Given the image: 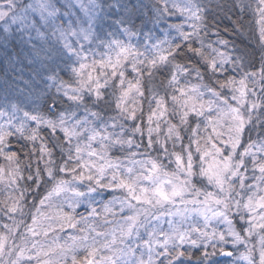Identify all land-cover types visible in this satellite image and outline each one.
<instances>
[{
    "label": "snow or ice",
    "instance_id": "obj_1",
    "mask_svg": "<svg viewBox=\"0 0 264 264\" xmlns=\"http://www.w3.org/2000/svg\"><path fill=\"white\" fill-rule=\"evenodd\" d=\"M73 8H78L82 15L70 10ZM156 12L154 23L165 14L171 16L177 12L193 22L191 32L183 31V24L173 27L179 31L182 41L187 42V51L200 58L198 63L203 64V70L193 63L192 57L182 52L180 43H145L141 51L130 42L116 38L118 34L129 37L138 34L135 21L139 17L134 18L130 6L121 0H66L59 7L57 0H0V37L5 46L11 39L35 48L33 41L40 38L48 44L47 49L40 46L45 56L54 64L57 60L65 61V67L74 77L71 83L60 78L56 71L58 64L50 70L46 79L54 82L52 86L56 92L46 93L48 115L15 104L0 107V118L4 120L0 123V154L9 163L7 170L0 167V180L7 174L10 183H15L17 178L26 179L32 181L37 190L49 185L39 196V206L51 207L54 200H61L73 213L85 201L90 206L98 189L122 190L123 196L118 198L120 211L127 208L132 214L123 216L110 233L98 231L84 216L77 221L72 214L62 210L58 213L61 228L65 224L74 229L78 224L87 225L80 228V232L86 234L71 237L73 247L79 240L87 253L79 262L73 256L72 264H155L154 256L164 258L159 264H176L181 257L191 260V248L203 249L196 264H209L218 246L222 254L233 255L224 251L223 245L229 242L233 246H244L245 251L239 254V259L246 264H264V141L257 143L249 139L243 151L237 150L246 127L249 131L257 126L264 129V52L258 73L243 70V55L231 60L218 53L219 61L215 56L206 55L200 39V32L206 33L208 29L206 9L196 0L183 4L172 0L171 7L166 0L163 8H157ZM254 12L258 15L256 24L264 49V0H256ZM108 22L114 29L106 34L110 39L101 35L100 28L102 23ZM141 26H146L143 20ZM144 36L150 41L151 30ZM94 43L107 49L99 59L90 47ZM195 43L200 47H194ZM219 43L227 45L228 42L219 40ZM212 51L218 52L215 48ZM89 53H93L91 58ZM229 62L241 69L239 80L236 77L215 80L214 77L224 70V64ZM129 65L137 75L135 83L126 80L125 71ZM161 70L167 73L166 88L171 92L160 95L149 89L145 117V92L140 87V78L144 75L152 78ZM206 75L208 83L204 82ZM193 76L197 83H191ZM108 88L112 91L106 98L104 90ZM224 89H229L230 94ZM169 95L171 107L166 101ZM59 98L71 101L76 110L82 108L85 115L79 116L76 110L57 112ZM113 102L116 114L106 117V110ZM170 116H178L179 123H172ZM190 118L196 121L195 128L191 127ZM33 123L35 127H31ZM201 123L205 124L206 136L198 135ZM41 126L47 127L54 137L57 131L63 134V141L54 145L60 147L65 156L62 163H56L53 149L40 137ZM182 129L191 133L187 144L181 135ZM17 134L20 139L32 143V149L25 153L29 157L36 155L35 143L41 140L35 172L29 171L26 177L21 174L17 153H8L4 147L9 138ZM141 146L145 153L149 149L158 151L174 163L175 168L166 170L160 157L135 160L142 154L138 151ZM112 149L126 152L132 166H126L120 157L109 156ZM41 161L43 169L39 167ZM26 167L31 169L32 164ZM249 171L251 177L246 176ZM247 179L253 183H246ZM23 201L21 192L17 199L11 204L5 203L0 210L5 215L19 213L23 216ZM177 202L183 207H176ZM40 207H36V213L43 215ZM57 207L62 209V204ZM104 211L111 213L112 208L105 204ZM88 215L95 217L99 213L91 208ZM162 216H179L181 220L178 223L168 221L170 230L167 232L156 227L149 231L152 221L158 222ZM234 219L241 223L239 231ZM185 222L187 228L183 227ZM219 223L226 225V231L217 230ZM21 224L33 237L47 236V230H37L36 214L31 215L30 225L21 221L16 227ZM4 228L9 233L13 231L7 224ZM253 237H258V242L249 247ZM7 239L0 234V255L5 252ZM32 247L36 249L37 244ZM209 248L213 251L209 252ZM101 249L109 254L97 261ZM18 251L22 256L24 249ZM257 252L258 259L254 255ZM39 256L37 251V264ZM17 261L9 264H17Z\"/></svg>",
    "mask_w": 264,
    "mask_h": 264
},
{
    "label": "trees",
    "instance_id": "obj_2",
    "mask_svg": "<svg viewBox=\"0 0 264 264\" xmlns=\"http://www.w3.org/2000/svg\"><path fill=\"white\" fill-rule=\"evenodd\" d=\"M62 1L63 0H57L58 7L63 5ZM109 2H111V0H109ZM121 2L130 6V11L132 12L134 18L139 17V19H136L135 21L137 25L136 31L138 34L132 37H129L126 34H118L116 38L123 40L126 43L130 42L134 46L139 47L141 51L144 50L143 46L145 43L154 44L159 43L160 41L180 43L182 45V52H184L188 57H192L193 63L197 64V66L201 67L203 70V64L198 63L200 58L193 56L192 53L187 51V47L185 46L187 42L182 41L179 31L173 27L174 25L183 24V31L191 32V25L193 23L191 20H188L185 16H182L179 12H177L175 15L171 16L165 14L160 17L158 23H154L153 21L157 15L156 9L163 8L166 0H121ZM167 2L169 7H171L172 0H167ZM176 2L183 4L187 2V0H176ZM196 2L200 3L206 9L205 17L208 22V29L206 30V33L205 31L200 32V39L203 41L205 54L215 56L218 61L220 60V55L218 53H222L224 57L230 58L231 60L236 59L237 56L243 55V70L249 72L257 71L258 73L261 63V54L264 52V49H262L260 45L259 30L258 25L256 24L258 15L254 12L256 0H196ZM249 5H251V7H249ZM131 6H134V8ZM241 6H243V10H241ZM62 11L67 10L62 9ZM141 20L145 22L146 26H141ZM109 23L110 22L102 23L100 28L102 29L101 35L110 39L111 37H107L106 34L113 32L114 29L109 26ZM149 30H151L152 39L150 41H146L144 33ZM32 35L35 37V33ZM52 39L54 40V38ZM219 40H226L228 43L227 45H223L219 43ZM33 44L36 45L35 48H32L31 45L21 44L16 40L10 39L5 46V42L2 37H0V107L15 104L25 110L38 111L41 114L48 115L47 105L45 103L46 93L55 94L56 92V88L52 86L54 82L46 79V77L50 74V70L58 64L59 67H56V71L58 72L60 78L71 83L74 77L70 69L65 67V61L57 60L56 64H54L52 60L46 57L45 53L40 50L41 45H43L45 49L48 48V44H46L44 40L36 38L33 41ZM209 45L212 47H208ZM167 46V44L163 45L165 48ZM193 46L200 47V44L195 43ZM90 47L93 49L96 59H99L102 54L107 52L106 48L97 47L96 43ZM212 48L217 49L218 52H213ZM89 55L91 58L93 53H89ZM179 59L180 58H178V60ZM240 73L241 69L229 62L224 64V70L218 73L214 79L224 81L228 77H236V79L239 80ZM166 75V71L161 70L155 72L152 78H149L147 75L140 78V87L145 92V102L143 103L145 117L148 108L146 98L149 96V89L158 91L160 95H165L166 91L169 93L171 92V89L166 88ZM208 75H210V73ZM125 77L126 80L132 81L133 83H135V80L137 79V75L132 71L130 65L126 68ZM257 81H259V74L257 75ZM204 82H209L207 75L205 76ZM191 83H197L195 76L191 78ZM215 86L218 87V85ZM236 87H239V85L237 84ZM249 87H252L251 83H249ZM104 91L106 98H108V93H111L112 89L108 88ZM224 92L230 94L229 89H224ZM256 93L257 95L260 94L259 83L256 85ZM131 95L132 94H130V96ZM205 98L207 99V96ZM166 101L168 106L171 107L172 102L170 95L166 97ZM114 109L115 103L113 102L111 108L106 110V117L107 115H115L116 112ZM56 110L59 112L63 110L76 109L75 105H73L71 101H68L66 98H59ZM76 111L81 117L85 115L82 108ZM169 119H171L172 123H179L178 116H170ZM0 123H4L2 118H0ZM189 123L192 128L196 127V121L194 119L190 118ZM31 127H35V124H31ZM204 129L205 124L201 123L198 133L199 136L207 135ZM208 131L210 132L211 129L209 128ZM190 134L191 133L188 129L181 130V135L184 137L185 144L188 143V136ZM39 135L43 138L47 147L53 149V159H55L56 163H62L65 156H62L61 148L58 146L54 147V145L63 141V134L57 131L54 137L47 127L41 126L39 129ZM249 139L257 143L264 141V129L257 126L255 129L249 131L246 127L241 140V147L237 150L243 151V147L247 145ZM146 142L145 138V144ZM40 144L41 140L38 139L35 143L37 153L31 157L26 156L25 153L32 149V143L20 139L19 134L10 137L9 142L4 146L6 152H15L19 156L22 176L26 177L29 174V171L35 172ZM192 147L195 149V144H193ZM133 150L136 151L135 149ZM178 150L179 147H177V151ZM138 151L142 154L135 157V160L137 161L156 159L157 157H160L166 167V170L171 171L175 168L174 163H170L167 158L161 156V154L154 149H149L147 153H145L144 146H141ZM253 151H255V149H253ZM109 156L120 157L126 166H132L131 162L127 159L126 152H122L118 149H112L109 152ZM195 158L196 157L194 156V159ZM29 163L32 164L31 169L26 167ZM0 167L5 168L6 170L9 168V163L6 162L2 154H0ZM12 167H15V165H12ZM39 167L41 169L44 168L43 161L40 162ZM136 167L139 168V164H137ZM6 180H9V183H6ZM47 187H49V185H42L37 190L32 181L20 178H17L15 183H10V178L7 174H5L4 178L0 180V209L4 208L5 203L11 204L12 200L17 199L21 192L24 194V201L22 202L23 216L19 213L5 215L4 211L0 210V234L6 235L8 237L7 241H9L11 233L4 228V225L7 224L8 226H14V221H18V224L21 221L28 224L31 222L32 214H36L38 216L39 224L37 226V230L39 231L41 228L47 230V236L41 234L38 237H32L29 236L27 232H24V235L22 236L20 231H23V229L20 227L17 229V238H20L22 244L19 248L24 249L23 255H20V259L17 261L20 262L19 264H37V251L40 252L39 264H72L73 256L76 257L78 262L84 259L87 254L84 247L81 245L79 240L76 241L77 246L73 247L71 237H79L86 234L81 233L80 228L87 227V225L78 224L77 228L74 229L65 224L63 228H61V223L57 219L58 213L61 210L74 215L77 221L80 220L81 216L86 217L89 224L96 227L98 231L106 233L114 230L117 227V222H119L123 216L132 214L127 208H125L123 212L120 211L118 198H122L123 192L119 189H98V192L93 194L94 202H92L90 206L87 201L81 203L80 206L75 209L74 213L70 208H68L67 203H62L61 200H54L51 207L47 205L40 207L39 196L44 194L45 188ZM34 204L36 207H40V212L43 215L36 213V207L33 206ZM61 204L62 209L57 207V205ZM105 204H108L112 208L111 213H106L104 211ZM176 207L183 206L178 205ZM91 208H95L99 215L90 217L88 213L91 211ZM180 220L181 218H172L174 223H178ZM233 223L236 230L239 231L241 225L236 220H234ZM153 224L154 222L152 221L149 231L152 230ZM156 227L157 229H163L165 232L170 230L168 221L163 226L156 225ZM183 227L187 228V222L184 223ZM141 233L144 235V238L147 239V235L143 232V229H141ZM34 243L37 244L36 249H33L32 247ZM185 247L187 248L188 246L186 245ZM223 247L224 249L227 248L232 250L226 245H223ZM102 250L98 252L101 253V256H96L97 261L104 256ZM190 251L192 253L191 260L187 257H181L180 261H177L176 264H196L197 258L201 256L203 249L191 248ZM208 251L212 252L213 250L209 248ZM231 252L233 255L230 258H220L221 252L218 246L216 254L211 256L209 264H231L235 260L238 253L234 250ZM45 253H47V255H45ZM104 253L105 255L109 254L107 250H104ZM29 257H32V259L29 260ZM146 258L147 256L145 255V259ZM154 259L156 264H159V261L164 258H156L154 256Z\"/></svg>",
    "mask_w": 264,
    "mask_h": 264
},
{
    "label": "rangeland",
    "instance_id": "obj_3",
    "mask_svg": "<svg viewBox=\"0 0 264 264\" xmlns=\"http://www.w3.org/2000/svg\"><path fill=\"white\" fill-rule=\"evenodd\" d=\"M62 2H63V4H65V3H66V0H63ZM66 10L68 11L69 9H66ZM70 10L73 11V12H75L77 15H78V14H79V15H82V13L79 12V9H78V8H74V9H70ZM249 167H250V166H249ZM251 175H252L251 171H249L248 173H246V176H248V177H251ZM257 175H258V173H257ZM5 182H6V183H9V180H6ZM246 183H253V181H252L251 179H247V180H246ZM177 204L179 205V203H177ZM178 205H176V206H178ZM189 207H191V206L189 205ZM173 217H177L178 219L181 218V217H179V216H162L158 222L155 221V220H153V222H154L153 227H156V225H158V226H163L167 221H172V218H173ZM189 219L191 220L192 217L190 216ZM234 220H236V219H234ZM236 221H238V220H236ZM14 222H15V225H14V226H10V225H9V228H12L13 231L11 232V238H10V240H9V241H6V243H8V244H6V249H5L4 254H3V255H0V264H9V262H11V261H17V257L20 256V253L18 252V248L21 247L22 244H21L20 238H17V236H18V231H17V229H19V227H20L21 229H23V231H22V230L20 231V232L22 233V236L24 235V234H23L24 232H27V230H26V228L23 226V224H21L19 227H16V225L18 224V221H14ZM238 223L241 225V223H240L239 221H238ZM28 224L30 225L31 222H29ZM240 225H239V226H240ZM234 226H235V225H234ZM216 227H217V230H218V231H226V225L223 224V223H219V224H217ZM156 228H157V227H156ZM112 231H113V230H112ZM112 231H110V232H112ZM110 232H109V233H110ZM27 234H28L29 236H31L30 233L27 232ZM32 237H33V236H32ZM254 238H255V239H254ZM229 240H230V238H229ZM257 242H258V237H253V238H251V243L249 244V247H251L252 244H257ZM225 245H226L228 248L230 247L232 250L238 252L237 255H236L235 260H234L231 264H242V263H243V264H246L245 261H242V260L239 259V254L245 251L243 245H240V246H233L231 242H229V243H227V244H225ZM101 250H102V249H101ZM101 250H100V251H101ZM232 250L227 249V248L224 249L225 252H231ZM102 253L104 254V256H106L105 253H104V249L102 250ZM254 255H256V257H257V259H258V252H257V253H254ZM99 256H101V253H98V254H97V257H99ZM156 258H157V257H156ZM19 259H20V257H19ZM146 259H147V258H146ZM153 259H154V257H153ZM154 260H155V259H154ZM18 261H19V260H18ZM19 263H20V262H17V264H19ZM155 264H156V261H155Z\"/></svg>",
    "mask_w": 264,
    "mask_h": 264
},
{
    "label": "water",
    "instance_id": "obj_4",
    "mask_svg": "<svg viewBox=\"0 0 264 264\" xmlns=\"http://www.w3.org/2000/svg\"><path fill=\"white\" fill-rule=\"evenodd\" d=\"M231 256H226V255H224V254H220V258H230Z\"/></svg>",
    "mask_w": 264,
    "mask_h": 264
}]
</instances>
